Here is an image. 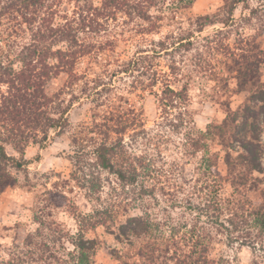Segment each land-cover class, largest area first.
<instances>
[{
    "label": "rangeland",
    "instance_id": "rangeland-1",
    "mask_svg": "<svg viewBox=\"0 0 264 264\" xmlns=\"http://www.w3.org/2000/svg\"><path fill=\"white\" fill-rule=\"evenodd\" d=\"M118 1L50 0L35 25L2 10L16 72L39 26L70 27L87 53L46 85L52 118L67 110L46 144L17 148L0 125L21 164L0 156V264H78L77 241L91 264H264V117L261 171L247 142L192 148L264 89V0Z\"/></svg>",
    "mask_w": 264,
    "mask_h": 264
},
{
    "label": "trees",
    "instance_id": "trees-1",
    "mask_svg": "<svg viewBox=\"0 0 264 264\" xmlns=\"http://www.w3.org/2000/svg\"><path fill=\"white\" fill-rule=\"evenodd\" d=\"M47 1L50 0H0V19L4 13L2 10L13 11L24 16L26 23L35 25L36 8H42ZM105 1L112 4L117 0ZM119 4L126 6L120 0L114 6L118 7ZM106 6L107 3L103 8ZM31 35V42L18 54V63L23 65L19 72H16L14 63L10 66L0 63V89L2 85L8 86L7 93L0 90V125L7 127L13 144L20 149L28 146L32 140L35 143L41 135L43 138L40 145L43 146L48 142L50 130L60 128L66 122L63 119L67 110L62 111L59 121L52 118L55 100L46 93L45 88L48 82L61 73L72 74L80 57L87 53V47L82 46L78 34L70 27L59 29L43 25L31 30ZM55 45H62L63 48L54 49ZM226 107L227 115L224 121L208 126L205 131L200 130L192 140V148L200 151L206 142L211 141L232 150L228 147L230 143L247 142L242 145L247 155L241 156L240 159L249 162L251 158L248 169L251 172L261 171V164H256L253 158L261 153L258 124L264 117V89L259 88L251 92L244 105L237 110L233 111L230 103H226ZM0 156L4 161L21 165L6 153L3 146H0ZM226 157L231 173L232 152L227 151ZM241 179L244 178L239 177V180ZM76 245L82 251L78 264H89L86 244L77 241Z\"/></svg>",
    "mask_w": 264,
    "mask_h": 264
}]
</instances>
